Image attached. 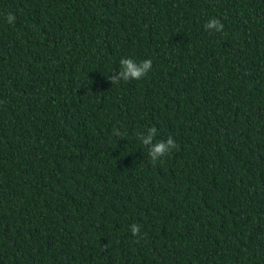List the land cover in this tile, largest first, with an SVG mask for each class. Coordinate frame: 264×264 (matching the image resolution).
<instances>
[{"label": "trees", "instance_id": "obj_1", "mask_svg": "<svg viewBox=\"0 0 264 264\" xmlns=\"http://www.w3.org/2000/svg\"><path fill=\"white\" fill-rule=\"evenodd\" d=\"M0 264H264V0H0Z\"/></svg>", "mask_w": 264, "mask_h": 264}, {"label": "clouds", "instance_id": "obj_2", "mask_svg": "<svg viewBox=\"0 0 264 264\" xmlns=\"http://www.w3.org/2000/svg\"><path fill=\"white\" fill-rule=\"evenodd\" d=\"M14 16L9 14L8 20L9 22L14 21ZM224 25L218 19H212L208 23L205 24V28L208 30H215L220 32L223 30ZM121 71L119 76H113L112 82L114 84H118L120 81H130V80H141L146 77L149 71L152 68V61L151 60H144L140 63H137L135 60L131 58H124L120 61ZM114 135L120 136L121 133L117 132L115 129L113 130ZM157 133V129L155 127L150 129V134L146 137L140 136L138 134V138L141 140V143L148 147L151 146V150L149 151L150 159L153 163H156L160 160L161 157H165L166 155L170 154L173 149H178L179 145L173 140L170 136L167 139V142L160 141L158 143H154V137ZM139 226L133 225L132 226V233L133 235H138L139 233Z\"/></svg>", "mask_w": 264, "mask_h": 264}]
</instances>
